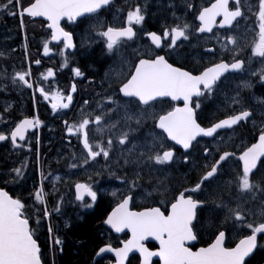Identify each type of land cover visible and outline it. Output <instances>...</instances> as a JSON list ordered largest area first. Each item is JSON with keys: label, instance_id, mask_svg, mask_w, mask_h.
Listing matches in <instances>:
<instances>
[{"label": "snow or ice", "instance_id": "6c2138e0", "mask_svg": "<svg viewBox=\"0 0 264 264\" xmlns=\"http://www.w3.org/2000/svg\"><path fill=\"white\" fill-rule=\"evenodd\" d=\"M111 3L112 0H0V14L7 13L13 18H20V30L25 33L24 55L27 61V66L23 62L19 68L13 65L11 74L0 73V76H7L12 89L33 90L34 107L38 99L35 93H39L40 98L50 101L53 113L70 109L74 102L73 94L77 91L75 83L66 95L59 89L46 90L42 81L50 83V78L55 77L53 67H48L40 77L33 80L43 63L42 58L28 56L24 18H43L46 21L42 26L49 35L42 43L43 57L53 52L50 45L54 42L62 58L61 69L69 66L66 50L76 48L75 33L71 28L86 24V32L94 31L106 52L115 57L116 67L105 73L109 87L99 94L102 99L96 107L91 111L82 110L80 118L71 124L64 122L67 135L77 138L83 155L80 162L81 157L72 152L65 162L69 169L91 166L92 163H99L98 158L101 157L107 164L119 149L117 165L123 159V167L126 170L131 166L135 177L128 188L129 194L122 196L104 220V224L112 231L121 233L126 229L130 237L122 241V247H113L110 243L103 245L96 255L113 253L114 264H125L131 252L139 253L140 264H152L153 257H159L160 264H247L246 258L257 248L258 234H264V173L257 175L260 168H264V119L256 122V110L240 95V88L252 87L247 81H242L234 96L226 97L230 103L224 105L222 118L210 125L202 126L198 122L197 109L201 107L202 98L215 94L218 82L226 73L241 72L245 70L246 64L250 68L254 58H259L264 65V0H244L247 14L241 10L240 0H235L234 8L230 0H209L208 6L199 10L194 3L185 0L186 11L193 14L192 23L185 20L169 27L165 21V26L159 30L162 35L158 31L143 29L145 14L139 3L134 7L129 6L121 26L109 24L105 27L101 13L110 8ZM173 17L177 21L181 19L175 16V12ZM242 20L245 21L243 34ZM253 20L254 24L249 28ZM141 32L150 44L134 49L132 57H126L124 49L129 42L134 43ZM249 33H254L252 40L241 45V35L246 38ZM204 34H211L209 39L215 42L213 47L204 49L206 55L216 57L219 51L231 53L232 59L229 61L227 55L218 57L198 74L170 62L173 54L179 56L178 50L182 45L190 44L192 39L199 41ZM242 48H250L251 55L247 56V60L240 56ZM14 52L15 49H9L8 53L0 52V61L9 59ZM71 71L75 77L84 75L79 67H72ZM251 75H259L260 82L264 83V67ZM100 87H104V81ZM7 90L9 85L0 83V92ZM160 98L182 100L183 105L157 114L153 109ZM84 106L91 108V102L85 100ZM10 109L11 104L6 103L3 111L7 113ZM261 116L264 117V110H261ZM149 120L151 126L148 125ZM250 120L253 122L251 135L255 142L242 147L238 154L236 151L223 150L222 146L226 147V143L221 138L215 150L204 146L202 156L200 153L196 157L192 155L199 137L216 140L222 131L234 132ZM11 123H14V127L0 117V124L5 129L0 130V142L10 141L14 151L25 147L29 152L35 151L41 179L39 186L34 184L33 204L20 197L14 198L9 191L0 187V264H42L39 238L31 224L33 218L37 228L43 226L45 221H50L52 214L47 208L44 181L51 180L55 187L60 177L51 172L44 175L38 134L33 133L36 141L34 148L31 144L18 143L26 142L27 133L31 129H38L41 120L35 116H25ZM176 146L183 150L180 158L186 166L194 159L204 161L203 165L196 164L200 175L196 177L193 186L182 187V190L169 187L163 191L165 196L169 191L172 193L171 199L165 201L164 210L154 206L133 211L129 205L139 194L136 189L143 185L144 169L147 168L151 176L154 170L164 172L171 168L178 162ZM233 157L238 166L227 180H223L222 169ZM23 167V164L14 167L10 172L15 177H21ZM122 183H129L127 176L122 179ZM74 187L76 201L83 202L85 196L91 201L97 200V191L93 190L92 185L77 182ZM163 188L164 182L161 181L156 191ZM144 195L151 197L153 193L147 192ZM32 198L33 194L30 193L29 199ZM257 202L258 211L253 207ZM61 206L62 200L54 206V210L59 213ZM83 206L91 207L89 204ZM205 208L222 213L223 222L213 233L214 239L206 246L193 250L189 244L198 239V212ZM229 228L248 229L251 234L243 235L233 247H227L226 233ZM47 231L51 237L53 229L50 225ZM149 238L158 242L157 250L145 246L144 242ZM54 243L60 245L62 241L57 237Z\"/></svg>", "mask_w": 264, "mask_h": 264}, {"label": "flooded vegetation", "instance_id": "af4514ba", "mask_svg": "<svg viewBox=\"0 0 264 264\" xmlns=\"http://www.w3.org/2000/svg\"><path fill=\"white\" fill-rule=\"evenodd\" d=\"M117 5L122 6L123 10L112 9L107 12L101 13V20L104 23V26L107 27L109 24L113 26H121L124 18H126V13L129 10V6H132L130 0H114ZM164 1H173V0H164ZM177 4L183 5L185 8V0L176 1ZM189 2L194 3L197 10L201 7L208 6L209 0H189ZM241 10L245 6L244 0H240ZM231 7H235V0H230ZM173 12H175L176 17L181 19L177 21L173 17ZM145 14V21L143 22V29L146 31H158V34L162 35L163 26H165V21H167V26L171 27L176 23H183L185 20L188 23H192L193 14L191 11H186V9H178L175 11L172 10H159L155 9L153 6H150L149 10H143ZM198 23V22H197ZM86 24H81L79 27L73 26L71 30L75 33L74 43L76 48L68 51L69 54V63L70 67L67 71L68 77L66 79L67 83L72 85L78 80L79 87L78 90L73 94L75 100L70 110L67 112L66 121L69 124L73 122V117L75 120L80 118V113L75 115L77 110V105L82 104L85 100L91 102V109L95 108L97 103L102 99L99 95L103 91L107 90L109 87L108 81L105 80V73L109 71L110 68L116 67L114 65L115 57L110 56L102 42L96 39L95 32H86ZM141 27V26H136ZM211 36V35H210ZM209 35H204L199 41L192 39L191 43H185L181 47L183 51L181 56L178 58H171L170 62H173L175 66H183L186 70H193L195 74H198L199 71L203 70V67L210 66L214 58L212 55H206L204 49L206 47H213ZM140 41V46L146 47L149 45L148 38L141 34L136 38L135 42H129V45L124 49V54L126 57H132V46L137 45ZM195 46L194 52H189L188 48ZM197 51V53H196ZM74 53V54H73ZM72 67H79L84 74L82 77H77L76 80H73L74 74L72 73ZM94 81V83H90ZM104 81V87L101 88L100 84ZM222 83V82H221ZM239 86L231 87L227 96L222 95L217 90L215 94H209L207 97H204L200 100L201 107L197 109V116L199 117L198 122L202 126H208L211 122V113H218L221 109H224V105L230 103L229 100H226V97L234 96L238 90ZM51 86L48 85L46 90L52 91ZM264 86L262 87V89ZM240 90V89H239ZM240 95L245 99V101L256 110L254 120L259 122L264 117L261 116V110H264V95L260 96L253 89H249L245 92L240 91ZM77 96V98H76ZM263 97V99H262ZM82 98V101L77 99ZM79 102V104H78ZM182 102H171L168 100L157 101L153 111L157 114H162L165 111L171 109L174 106H182ZM77 107V108H76ZM46 108L50 110V101H46L43 98H39L36 102L34 110L36 113L41 115V109ZM75 115V116H74ZM42 116V115H41ZM43 119V118H42ZM115 119V117L113 118ZM151 120L148 121V125L151 126ZM253 128V122L250 120L246 125L241 126L235 129L234 132L231 131V136L225 140L228 151H236L237 154L241 150V142L237 140V134L245 135L246 132H250ZM115 138V137H114ZM73 137L67 135L65 139V149L63 154V159L60 156L50 155L48 158V163L46 165L47 173L51 172L56 176H63L66 181V209H67V229L71 230L77 224H82L87 220L88 216H91L95 210L98 208L101 209V213L94 222V229L97 234V239L99 243L94 249H92L91 260L89 264H112L114 262L113 258L109 255H104L98 259L95 258L96 252L105 244H111L113 247H121L122 241L127 240L130 237V233L125 229L121 233H116L111 229H108L104 225V220L107 218L108 214L112 211V208L120 201L123 195H127L128 188L131 186V181L134 179L133 168L131 166L125 168L123 167V159L119 160V166L116 161L120 157V150L117 149L113 153V157L110 163H105L104 159L98 158L99 163H92L91 166H85L83 168L69 169L65 160L72 154V151L79 155V146L77 144L73 145ZM106 141V140H105ZM199 145L203 146L205 142L202 138L198 139ZM208 145V144H207ZM209 146V145H208ZM131 147V145H129ZM181 150L176 147V155L178 157V162L173 164L171 168L167 169L164 172L153 171L151 176L148 175V169H144V180L143 185L136 189L139 193L135 198L130 202V208L133 211L141 210L144 207H154L160 206L162 210L166 207L165 201L171 199V191L168 192V195H163V191L169 187L172 190L181 189L182 187H192L196 177L200 175L199 170L196 168V164L199 163L203 165V160L194 159L190 165H185L181 157ZM194 157L197 154H193ZM83 159V156H80ZM218 158V157H217ZM59 159V163L57 162ZM82 159L80 162H82ZM233 164L230 165L233 172H235L238 162L235 157L231 158ZM56 167L59 169L56 170ZM229 171L227 166L224 167L222 173ZM100 172V175L96 173ZM230 172V171H229ZM111 173H115L112 175ZM230 175L231 172H230ZM127 176L129 183L126 185L122 183V179ZM119 177V178H118ZM167 178V179H166ZM164 182V188L160 191H156L159 187V182ZM86 183L90 184L93 187V190L97 191V200L91 201L89 199H84L83 202L76 201L74 199V185L75 183ZM219 181H217L218 183ZM147 192H152L151 197H146L144 194ZM115 193V195H113ZM225 196L227 192L225 191ZM199 195V194H198ZM199 198H203L200 195ZM84 204H89L91 207H85ZM258 211V208H257ZM198 222L196 223V231L199 233L198 239L194 241L190 247L195 250L199 247H204L214 239L213 233L217 231V226L223 222V214L218 211H210L209 208H205L198 212ZM228 234V236H227ZM226 238L227 243L225 246L233 247V245L239 240V236L236 235L234 229L229 228L227 231ZM72 239V238H71ZM261 239V237H260ZM146 247L150 250H155L156 247L153 243H146ZM247 264H263L264 263V249L256 251L252 254L247 260ZM157 260H152V264H159ZM125 264H140L139 256L133 254L128 257Z\"/></svg>", "mask_w": 264, "mask_h": 264}, {"label": "trees", "instance_id": "16d2710c", "mask_svg": "<svg viewBox=\"0 0 264 264\" xmlns=\"http://www.w3.org/2000/svg\"><path fill=\"white\" fill-rule=\"evenodd\" d=\"M2 163L0 158V164ZM19 183L18 181L16 184ZM101 213V209L88 216L82 224H77L71 230L66 229L65 220H60L55 223L54 228L59 227L57 231L61 230L63 239L62 254L56 256V264H89L92 254V249L99 243L97 234L94 229V222ZM72 238V239H71ZM54 252L57 251L53 250ZM49 264V260H47Z\"/></svg>", "mask_w": 264, "mask_h": 264}, {"label": "rangeland", "instance_id": "374dc122", "mask_svg": "<svg viewBox=\"0 0 264 264\" xmlns=\"http://www.w3.org/2000/svg\"><path fill=\"white\" fill-rule=\"evenodd\" d=\"M5 36H6V35H5ZM14 38H15V37H14L13 35H11V36L9 35V36L7 37V39H9V40H11V41L15 40ZM2 41H3V40H2ZM3 43H6V42L3 41ZM0 62H1V61H0ZM31 186H33V181H32L31 184H30V187H31Z\"/></svg>", "mask_w": 264, "mask_h": 264}, {"label": "bare ground", "instance_id": "6f19581e", "mask_svg": "<svg viewBox=\"0 0 264 264\" xmlns=\"http://www.w3.org/2000/svg\"><path fill=\"white\" fill-rule=\"evenodd\" d=\"M6 37H8L9 35L11 36L12 34L11 33H5ZM15 40H13L12 42L13 43H16V38H14ZM9 40V39H8Z\"/></svg>", "mask_w": 264, "mask_h": 264}, {"label": "water", "instance_id": "95a60500", "mask_svg": "<svg viewBox=\"0 0 264 264\" xmlns=\"http://www.w3.org/2000/svg\"><path fill=\"white\" fill-rule=\"evenodd\" d=\"M30 131H33V129H31ZM159 258V257H158Z\"/></svg>", "mask_w": 264, "mask_h": 264}]
</instances>
